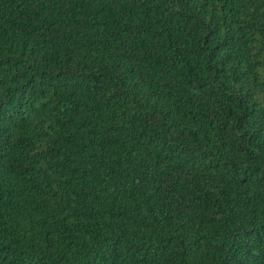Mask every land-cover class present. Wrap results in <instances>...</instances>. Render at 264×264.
<instances>
[{
	"label": "trees",
	"instance_id": "trees-1",
	"mask_svg": "<svg viewBox=\"0 0 264 264\" xmlns=\"http://www.w3.org/2000/svg\"><path fill=\"white\" fill-rule=\"evenodd\" d=\"M0 264H264V0H0Z\"/></svg>",
	"mask_w": 264,
	"mask_h": 264
}]
</instances>
